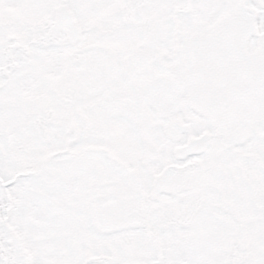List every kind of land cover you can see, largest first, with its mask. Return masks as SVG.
<instances>
[{
	"label": "snow or ice",
	"instance_id": "6c2138e0",
	"mask_svg": "<svg viewBox=\"0 0 264 264\" xmlns=\"http://www.w3.org/2000/svg\"><path fill=\"white\" fill-rule=\"evenodd\" d=\"M0 264H264V0H0Z\"/></svg>",
	"mask_w": 264,
	"mask_h": 264
}]
</instances>
